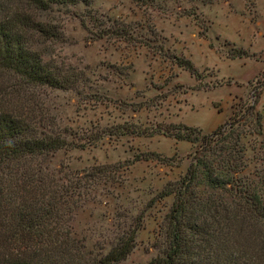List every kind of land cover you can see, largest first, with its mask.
I'll use <instances>...</instances> for the list:
<instances>
[{
  "label": "rangeland",
  "instance_id": "1",
  "mask_svg": "<svg viewBox=\"0 0 264 264\" xmlns=\"http://www.w3.org/2000/svg\"><path fill=\"white\" fill-rule=\"evenodd\" d=\"M88 12L103 22L102 29L110 25L106 17L131 25L136 43L94 40L80 22L96 31L84 17ZM44 19L59 32L49 59L75 70L77 83L69 91L20 89L0 77V106L43 104L54 130L75 145L87 143L61 149L49 160L56 170L105 165L110 172L109 182L96 186L95 198L76 212L74 230L88 251H105L141 212L135 247L119 264H147L158 254V225L173 196L150 201L183 176L198 144H174L137 131L172 123L208 134L227 120L233 105L259 91L264 132V37L256 35L264 34V0H92ZM173 57L188 59L198 78L176 66ZM119 126L128 130L117 131ZM243 142L253 165L257 146L250 136ZM147 152L164 160L131 163Z\"/></svg>",
  "mask_w": 264,
  "mask_h": 264
},
{
  "label": "trees",
  "instance_id": "2",
  "mask_svg": "<svg viewBox=\"0 0 264 264\" xmlns=\"http://www.w3.org/2000/svg\"><path fill=\"white\" fill-rule=\"evenodd\" d=\"M91 1L0 0V77L20 89L71 90L78 73L49 59L48 49L59 32L44 14ZM85 16L96 31L88 29L84 19L80 22L94 40L136 43L131 25L106 17L110 25L102 29L103 22L89 12ZM149 32L155 34L154 29ZM173 59L198 78L188 59ZM259 95L252 92L246 102L233 105L227 120L208 134L172 123L137 131L198 144L183 176L167 182L150 201L173 196L158 225V254L147 264H264V132ZM34 106H0V264H119L135 247L143 213L130 218L107 250L88 251L84 238L74 230V216L95 198L96 186L109 182L110 172L105 165L80 172L52 169L49 160L56 152L87 143L68 141L54 130L45 106ZM247 136L257 146L253 165L243 142ZM139 160L164 158L147 152L131 163Z\"/></svg>",
  "mask_w": 264,
  "mask_h": 264
},
{
  "label": "crops",
  "instance_id": "3",
  "mask_svg": "<svg viewBox=\"0 0 264 264\" xmlns=\"http://www.w3.org/2000/svg\"><path fill=\"white\" fill-rule=\"evenodd\" d=\"M259 17H260V16H258V20H257L258 22H259V20H260ZM257 21H256V22H257ZM256 35H257V36L264 37V34H262V33H256ZM246 53H247V52H246ZM247 54H248V53H247ZM253 57L256 58L255 55H254ZM173 141H174V140H173ZM178 143L186 144L185 142H176V141H174V144H178Z\"/></svg>",
  "mask_w": 264,
  "mask_h": 264
}]
</instances>
